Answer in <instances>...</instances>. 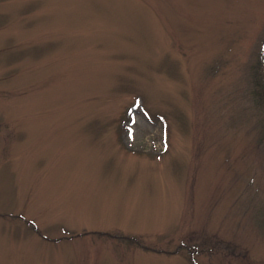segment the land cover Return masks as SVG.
I'll list each match as a JSON object with an SVG mask.
<instances>
[{"label":"rangeland","instance_id":"374dc122","mask_svg":"<svg viewBox=\"0 0 264 264\" xmlns=\"http://www.w3.org/2000/svg\"><path fill=\"white\" fill-rule=\"evenodd\" d=\"M264 0H0V264H264Z\"/></svg>","mask_w":264,"mask_h":264},{"label":"trees","instance_id":"16d2710c","mask_svg":"<svg viewBox=\"0 0 264 264\" xmlns=\"http://www.w3.org/2000/svg\"><path fill=\"white\" fill-rule=\"evenodd\" d=\"M259 66V63L256 65H252L250 68V78L252 77L251 80V85H252V95L255 99L258 101V105L264 108V79L260 80V78H256V76L261 77V75L258 73L257 68ZM257 101L255 103L257 104ZM260 133L261 135H264V116L260 120Z\"/></svg>","mask_w":264,"mask_h":264}]
</instances>
